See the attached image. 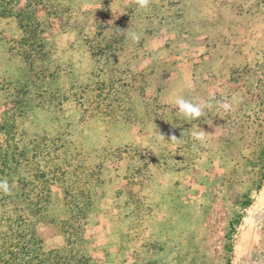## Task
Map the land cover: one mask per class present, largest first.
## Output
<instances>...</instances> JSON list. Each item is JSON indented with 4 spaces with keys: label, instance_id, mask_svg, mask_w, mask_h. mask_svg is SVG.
Here are the masks:
<instances>
[{
    "label": "rangeland",
    "instance_id": "1",
    "mask_svg": "<svg viewBox=\"0 0 264 264\" xmlns=\"http://www.w3.org/2000/svg\"><path fill=\"white\" fill-rule=\"evenodd\" d=\"M25 1L10 7L18 11ZM51 1L44 3L50 6ZM158 1L152 13L137 6L141 17L158 16L161 24L154 31L160 33L136 51L123 87L118 83L122 74L113 73L120 62L116 51L122 46L121 34L115 41L110 31L94 39L96 23L108 17V8L118 12V7L137 0H57L70 9L61 20L37 9L44 52L50 55L47 68L52 77L41 90L48 94L36 90L34 78L20 77L23 63L16 51H10L19 50L16 42L23 34L16 19L0 16V123L16 111V143L29 160L10 176L9 197L34 227L43 252L65 247L67 236L59 232L63 220L71 226L80 223L88 241L87 264H139L149 249L160 264H238L240 258L244 264H264V19L254 30L245 28L249 38L260 33L247 40L254 52L245 51L242 44L228 60L225 43L213 38L207 43L202 33L212 32V21L196 28L187 23L179 31L172 24L181 16L182 0ZM7 3L12 2L0 0V12ZM65 19L70 20L61 24ZM116 21L113 17L111 23L117 25ZM218 26L223 38L224 25ZM246 38L239 41L247 43ZM133 41L129 39V45ZM96 46L106 49L104 56L96 53ZM92 52L95 76L89 72ZM125 58L130 59L129 54ZM69 59L72 64L66 66ZM72 78L84 88L83 100L55 107L62 95L52 94L67 93ZM23 85L26 102L13 103ZM176 95L194 103L215 105L223 100L231 108L206 110L198 119L203 140L195 141L184 127L175 126L191 122L173 105ZM83 134H89L88 141ZM125 143L129 148L120 157L108 153ZM31 160H37L43 179L30 170ZM81 166L92 172L101 168L99 180L88 177L98 194L89 202L94 212L82 222L75 215L77 195L64 205L73 217L63 219L61 204L70 191L58 180L61 171L69 177ZM22 179L36 185L40 200L27 204L21 197ZM26 207L45 222L32 219ZM4 212L16 226L12 207L0 203V216ZM17 229L13 233L20 235ZM2 233L8 234L6 226L0 228Z\"/></svg>",
    "mask_w": 264,
    "mask_h": 264
},
{
    "label": "trees",
    "instance_id": "2",
    "mask_svg": "<svg viewBox=\"0 0 264 264\" xmlns=\"http://www.w3.org/2000/svg\"><path fill=\"white\" fill-rule=\"evenodd\" d=\"M10 1L12 3H7L8 6L2 8L0 16L16 19L19 30L23 34L22 38L16 42L17 45L21 46L19 50L12 48L10 51L12 54L16 51V54L19 55V60L23 63V67L19 69L20 77L25 81H29V79L34 78L38 84L37 87H35L36 90H39V92H42V94H48L46 90H41L44 86L45 79L52 77V74H50V72L48 73L47 68V63L50 55L44 52L41 24L36 18V11L37 9L42 8L44 12L48 14V16H54V18H57V20H61L62 14L70 9L63 4L58 3L57 0H52L51 2H54L50 6L45 5L44 0H27L20 9H17L18 11H15L13 7L10 6H12L13 3L17 4L19 0ZM158 2V0H150L147 11L149 13L154 12V8H156ZM182 3L183 4L180 13L181 16L179 20L172 24L177 27L176 29L183 28L187 23L193 25L194 28H196V26L198 25L201 27L204 22L214 17V10L208 11L212 10V6H210V4L205 5L206 10L203 11L204 15L202 16L200 14H197V12H194V4L191 0H185V2L182 1ZM184 7H186V11L188 12L186 16L184 14ZM50 9L54 10V13L51 14V12H49ZM108 11L109 15L108 17L101 20L102 23H99L98 19V24L96 23V34L94 39L101 40L103 39V36H105V32L110 31L111 34L109 36H111L112 40L115 41L116 37L121 34V38L123 40L121 39L120 43H122V46H120L116 51L118 52V60H120V62L118 63V69H116L117 67L114 68L113 73L117 72L118 74H122V79L118 77V83L120 87H123L125 84L124 80L128 75L125 73L128 69H130L132 64H134V61L136 59V51L143 48L144 42L149 37L154 36L156 33V36L159 35L160 32H155L154 29L156 28V24L160 25L161 23L158 16L154 14L144 17L139 16L137 13V3H129L126 6H120L118 7V12L113 11L112 8H108ZM98 15L101 16V14ZM57 16L60 17L58 18ZM217 16H220V14H218ZM113 17L116 18L118 26L111 23ZM69 20L65 19L64 22H61V24H67ZM129 24L130 28H127ZM133 32L139 35V39L133 41L129 45V39L130 42L132 39L130 34ZM209 45L212 47V44ZM88 49L90 50V47H88ZM96 49V53L102 56L105 55V48L99 49V46H96ZM107 50H109V48ZM114 51L115 50H113L112 53H114ZM93 53L94 52H92V54L90 53L92 64L93 57H95ZM127 54H129L130 59L125 58ZM114 56H116V54ZM125 61L127 62L125 63ZM36 62H38L39 64L35 67L34 63ZM69 64H72V59H69L66 66H68ZM90 68V74L92 76H95V73L93 72L94 64ZM57 69L59 68H56V70ZM79 72H83V70L79 69ZM115 80L117 79L115 78ZM31 84L34 83L32 82ZM21 90L22 92L19 96H17V99L15 98L14 101H12L13 103L17 104V102L20 101L26 102V97L28 94V92L24 91L26 90V86H21ZM64 92L67 93L59 92L56 94H52L62 95L60 97H57V101L54 103L55 107L59 108L66 103L78 104L83 100V96L85 93L84 88L80 86L79 82L75 78L70 79L69 86L66 91L64 90ZM67 95H75L76 97H69ZM98 104L99 102L97 103V105ZM14 112L16 111H11V113H9L6 118L4 117L2 119V122L0 123V134L4 138V143L0 144V178L7 179L9 184H12L11 178L12 176H15L18 165L22 162L29 161L26 159L24 152L18 148L16 143L17 131L14 120L17 113ZM134 120L135 118L133 119V121ZM175 126L184 127L186 133L188 134L187 137L196 141V134L200 132L199 127L201 125L199 120H196L186 124L180 121L179 125ZM85 133L87 134V132ZM88 136L85 138V134H83V138H85L86 141H88ZM201 140L203 139H197V141ZM123 145L124 148H120V146L118 145L117 148L113 149L112 151L109 150L108 153H118L119 156L120 153L122 154L129 148V144L125 143ZM30 164L32 165V168H30V170H32V173L33 171L37 172L38 177L40 179H43V172H41V170H38L39 164H37V160H31ZM162 165L165 166V163H162ZM145 168L146 167L144 166L143 169ZM6 171H8L9 173H7ZM75 171L77 172L69 177L66 175L65 171H61L58 178L62 186H65L66 189L70 191L68 193H65L66 195H64V199L61 204L62 214L64 216L63 219L73 217L67 215L64 209V205L67 206V201L77 195L79 202L76 205L77 210L75 215L78 216L79 220L82 222L87 219L88 214L94 212L92 207L89 208V202H91L92 195L96 197V195L98 194V191H94L93 186L89 185L90 183L88 181V177L91 176L94 180L95 178L99 180L101 168L100 166H98L94 170V172H92L87 168V166H81L76 167ZM33 176L34 175H32V177ZM35 186L36 185L32 184L31 180L22 179L20 181L21 197L25 199L28 205L31 204L35 199H41L40 193L34 192L33 188H35ZM41 194H43V192H41ZM0 203L2 207H6L7 205L12 207L13 213L16 214L15 222L17 223V225L15 226V224H13L12 222L11 217H9V214L6 212H4V214L0 216V228L2 226H6L8 233H2L3 235H0V241H2V246H0V264H87V259L84 253L88 248V241H86L85 238L86 230H84L80 223L71 226L67 220H63V224L61 225L62 228L59 229V232L64 236L66 235L67 238L70 237L71 240H67L66 238V245L64 248L43 252L42 250H40L41 242L35 234L34 227L29 224L27 220L22 216L21 211L18 208L14 207L9 195L0 194ZM249 205L250 202L244 204L245 207H248ZM26 210H28L30 217L36 222H45L42 218L37 217L36 213L31 211L29 207H26ZM10 227L12 229H10ZM15 227L20 229V231L17 229L19 232H21L20 235L13 233ZM162 247L163 244H160L158 249H162ZM129 248H131V250H134L132 246H129ZM151 250L152 249H149L144 252V255H146V257L140 260L139 264H160L157 255L153 253L150 254Z\"/></svg>",
    "mask_w": 264,
    "mask_h": 264
},
{
    "label": "crops",
    "instance_id": "3",
    "mask_svg": "<svg viewBox=\"0 0 264 264\" xmlns=\"http://www.w3.org/2000/svg\"><path fill=\"white\" fill-rule=\"evenodd\" d=\"M185 2V0H182ZM194 4V12H197V14L204 15L203 11L206 10L205 5L210 4L212 6V10H214V17L210 19L212 21L211 23V29L212 32L206 33V31H202L203 34H205V37L207 38V42L210 43V40L213 38V41H217V39L222 40L223 43H225L227 56L224 57V59H231L232 55L238 50V47L242 44L245 51L254 52V45L248 44L249 39L256 38L260 33L250 35L249 38L247 35V32L245 31V28H252L253 30L258 27V22L263 21L264 17V8L262 6L264 5V2L261 0H191ZM259 2L260 5L256 6V3ZM183 4V3H182ZM185 5V3H184ZM185 9V16L187 15L186 7ZM220 14V16H217ZM211 16V15H210ZM247 18L245 23L240 22V19ZM218 23L224 25V27L220 28L223 33H221L222 37L226 40H223V38H220V35L217 33L220 31ZM179 29V28H178ZM177 29V30H178ZM243 30L242 33L239 34V31ZM180 31V29H179ZM200 33V34H202ZM247 37L246 41L247 43H241L239 40L243 39V37ZM250 40V41H252ZM247 53V52H246ZM248 54V53H247ZM214 56H216L214 54ZM218 57V56H216ZM227 60V61H228ZM245 260L240 258L238 260V264H244Z\"/></svg>",
    "mask_w": 264,
    "mask_h": 264
},
{
    "label": "clouds",
    "instance_id": "4",
    "mask_svg": "<svg viewBox=\"0 0 264 264\" xmlns=\"http://www.w3.org/2000/svg\"><path fill=\"white\" fill-rule=\"evenodd\" d=\"M150 0H137V6L140 10H145L149 7ZM133 40H138L139 35L137 33H131ZM172 103L177 109L180 116L187 121H196L205 115L206 110L212 109L214 106H218V109L230 110L231 104L221 100L213 102L203 101L200 103H194L181 95H176L172 98ZM197 139H203L204 133L200 131L196 134ZM175 140L176 138H172ZM0 194L11 195L12 189L7 179L0 178Z\"/></svg>",
    "mask_w": 264,
    "mask_h": 264
}]
</instances>
